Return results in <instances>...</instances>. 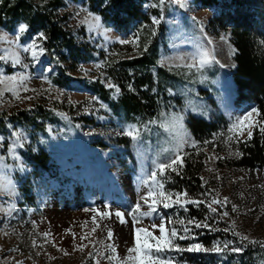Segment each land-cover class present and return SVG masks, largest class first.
<instances>
[{
    "label": "rangeland",
    "instance_id": "1",
    "mask_svg": "<svg viewBox=\"0 0 264 264\" xmlns=\"http://www.w3.org/2000/svg\"><path fill=\"white\" fill-rule=\"evenodd\" d=\"M172 2L167 14L151 16V19H159V23L153 25L155 32L161 24L165 25L156 65L130 69L128 79L120 80L117 73L122 61L140 55L139 38L121 36L92 14L88 5L65 0V6L58 9L57 14L66 17L72 34L91 49V60L79 68L73 70L63 64L68 75L75 79L67 89L48 81L55 70L47 63L44 53L32 61L30 53H23L17 47L36 37L28 38L27 30L19 33V26L25 24H18L12 31L0 27V35L15 41L0 43V55H6L9 61H0V72L5 75L25 73L31 77L27 81L30 90L20 89L22 99H16L10 92H5L0 99V137L3 138L0 157L6 166L0 172V188H8L9 180L14 186L12 193L0 191V209H3L0 211V264H97V260L100 264H110L107 256L111 253L103 251L104 245L109 243L116 246L118 257H125L128 247L134 244V230L127 212L128 224L121 225L113 217L101 221L93 234V240L100 242L96 248L103 252L102 256H96V249L91 245L82 252L76 250L74 243L78 245L80 235L93 227L94 214L85 209L107 211L105 206H110L111 210H127L140 202V196L147 191L142 180L149 176L157 162H168L176 154V132L161 127L162 122L170 125L174 115L184 118L186 135L180 149L182 157L195 155L204 159L202 177L210 191L203 200L215 196L220 200L227 197L229 201L224 207L213 205L218 213H229L228 217L221 219L219 215L220 220L212 221V227L220 231L207 229L197 235L194 232L197 229L189 225L190 238L176 240V243L181 248L200 243L211 249L217 243L223 247L227 242L229 247L221 253L171 251L165 256L173 264H240L244 249L252 247L258 251V256L249 263L247 258L243 264H264V247L248 241L242 243L232 231L224 230L234 221L236 232L248 236L249 240L264 242V168L250 172L223 166L240 158V145L251 140L264 124L260 115L254 116V121L261 123L252 128L251 139L245 131L244 136L228 141V128L251 109L258 110L255 103L236 102L232 80L234 47L230 34H218L210 27L215 15L211 9L197 5L194 0ZM85 17L93 24L97 21L92 17H98L99 28L89 31L88 25L81 23ZM17 36L19 41H16ZM121 40L129 43L121 44ZM115 44L122 47L111 50ZM201 52H207L210 57V62L203 66L199 64ZM17 53L29 64L27 69L11 66L10 61ZM119 80L125 92L120 90L117 94L115 88L120 89L116 84ZM108 82L115 87H107ZM95 89L99 90L97 94H94ZM130 98L138 102L136 110L127 106ZM21 112L26 114L23 120L17 118ZM192 114L205 116L212 122L214 132L208 139H195L189 132L187 125ZM131 129L138 131V139L133 140L126 134ZM13 132L22 134L23 146L10 154L9 148L15 140ZM163 177L158 176L162 183ZM164 188L168 191L165 183ZM233 205L237 207L236 212L231 211ZM161 218L168 229L182 226L167 221L188 220L183 208L165 209L160 205L153 218L145 219L138 226L149 227L154 222L159 223ZM107 228L113 231L111 240L107 239ZM150 230L154 235L159 234L158 229ZM46 232L51 234L48 240L57 247L45 241L43 233ZM217 232L223 237L215 239L210 247L199 239ZM72 233L76 234V241ZM237 247L241 248L240 252L232 251Z\"/></svg>",
    "mask_w": 264,
    "mask_h": 264
},
{
    "label": "trees",
    "instance_id": "2",
    "mask_svg": "<svg viewBox=\"0 0 264 264\" xmlns=\"http://www.w3.org/2000/svg\"><path fill=\"white\" fill-rule=\"evenodd\" d=\"M88 5L92 14L102 19L107 28L116 31L123 37L139 38L138 51L140 55L133 59L122 61L117 75L120 80L129 77V70H141L153 67L157 63L158 44L165 35V25L161 24L155 34H152L153 24L151 16H160L161 12L168 13V6L174 4L172 0H165L163 8L153 7L158 0H71ZM204 8L215 12L210 21V27L217 32H229L234 47V67L232 80L235 86V97L238 104L255 103L260 112V121L264 124V0H194ZM65 6V0H0V27L9 31L18 24L27 25V37L32 38L38 33L47 37L39 41L44 48L47 63L55 70V75L48 77V81L60 88H70L75 79L68 75L63 64L70 69H77L80 65L91 60L89 45L79 41L68 27L66 17L57 14L58 9ZM149 6V7H148ZM148 8L149 11L146 9ZM122 45L115 44L111 50L120 49ZM145 47L147 51H144ZM105 55L104 51L101 56ZM118 80V79H117ZM116 82L121 92H125L122 82ZM99 92L94 90V94ZM133 98L127 100V106L136 110ZM138 110V109H137ZM187 128L191 135L198 140H206L212 135L213 124L205 116L191 115ZM22 120L26 114L21 112ZM264 126V125H263ZM239 159L228 161L223 166L229 169L239 168L254 171L264 168V134L259 130L254 132L251 140L240 145ZM38 162H42L39 160ZM44 164V163H42ZM205 169L204 159L195 155L183 157V165L179 174L168 170L163 177L169 192H187L191 199L203 200L209 193L208 187L201 180ZM185 211L187 219L202 221L205 217L212 226V221L219 215H211L204 204L196 209L194 205H187ZM207 229H197L195 234H201ZM223 237L220 233L199 237L200 241L210 247L215 239ZM241 255L240 264L248 258L247 263L254 260L258 253L256 249L248 247Z\"/></svg>",
    "mask_w": 264,
    "mask_h": 264
},
{
    "label": "snow or ice",
    "instance_id": "3",
    "mask_svg": "<svg viewBox=\"0 0 264 264\" xmlns=\"http://www.w3.org/2000/svg\"><path fill=\"white\" fill-rule=\"evenodd\" d=\"M165 4V0H158V4L152 5L153 7H161L163 8ZM91 14L89 13V16ZM92 20L97 21V23L93 24L89 21L88 17H85L82 24H87L89 31L93 30V28H99L98 17H92ZM159 23V19L153 17L152 24L157 25ZM27 30V25H20L19 26V33H24ZM152 34H155V30L153 29ZM20 37H16V41H19ZM47 37L44 33H38L37 36L31 40L30 43L20 46L17 45L18 48L23 53H30L32 61H36L39 59L41 55L44 53V48L41 46L38 41H44ZM14 43L15 41H9L7 37L0 35V43ZM121 44L129 43V41L121 40L119 41ZM133 45L135 46V41H132ZM7 53V49L3 50ZM144 51H147L145 47ZM0 61H4L5 63H9L6 55H0ZM210 62V57L207 52L200 53L199 64L203 66L206 63ZM12 67L20 66L23 69H27L29 64L24 63L20 55L14 54L13 58L10 61ZM189 68H192L193 65H188ZM199 71V69H197ZM49 72L52 71L51 68L48 69ZM31 77L25 73H19L18 75H5L3 72H0V99L3 98L5 92H10L16 99H22L20 95V89L22 88L23 91L27 92L30 89L27 87V81H29ZM107 87L114 88L115 86L111 84V82L107 83ZM31 91H35L32 89ZM120 91L119 88H115V92L118 94ZM32 97H28L31 99ZM95 99V98H93ZM103 107V105H101ZM63 115V114H60ZM260 113L257 109L253 108L246 113L242 118L238 119L235 123L228 128V141L230 142L233 138H239L244 136L245 131L247 134V138L251 139L252 137V128L256 127L259 123L258 121H254V116H259ZM183 116L174 115L171 117V124L168 123H161V127L164 128L165 131H174L176 132V154L174 157L169 160L168 162H157L155 164L154 170H152L149 176L142 180V185L146 187L147 191L146 194H142L140 196V202H137L133 208L127 210H111L110 206H105L109 210L107 211H99L95 208L93 209H85V211H91L94 215L92 216V224L93 227L90 231L83 233L80 235L79 240L80 243L77 245L74 243V247L77 251H84L85 248H88L89 245L93 249H96L95 255L100 257L103 255V252L100 249L96 248L98 241L93 240V234L96 233L97 229L100 227V222L104 220H111L113 217L121 224L125 225L128 224L129 221L126 219V212L127 216H130L131 226L134 230V244L129 246L127 249V255L123 258L117 256V249L114 244H106L104 245L103 251L110 252L111 255L107 256L108 261L115 262V264H173L172 260L165 256L166 252L176 251V252H208L213 251L217 253H221L225 251L229 245L226 242L223 247H221L218 243L213 246V248L208 249L205 248L200 243H194L187 248H181L177 243L176 240H186L189 239L191 236L192 228L189 225H193L196 229L205 228L212 231H220V229L213 228L210 224L207 223L208 217H205L202 221H196L194 219H188L187 222L184 220H176V221H167L168 224H179L182 227L177 229L175 226L171 227L170 229L166 228L164 218H161L159 223H152L149 227L138 226L142 225L145 219L153 218L154 214L158 211V206L162 205L163 208L167 209L172 206H178L183 208L185 211H188L187 205L191 204L196 207H199L201 204H204L205 207L213 214L220 215L221 219L228 217L229 213L224 211L222 213L217 212V208L213 207V205H219L220 207H224L229 201L227 197H224L223 200H220L213 196L210 200H196L191 199L187 192H177L172 193L166 191L164 188V183H162L158 176H164L168 170L173 172H177L179 174V168L183 165V157L180 154V149L182 148L183 144L185 143L184 136L186 135V129L184 128L183 124ZM245 125L247 128L245 129ZM260 132L264 134V127L260 128ZM130 136L133 140L138 139L139 133L135 129H131L126 133ZM13 136L15 140L13 141L12 146L9 148V153H14L17 147H22L23 144L21 143L22 134L13 132ZM3 138L0 137V142H2ZM195 143L193 142V147H195ZM236 155H240V153H236ZM18 159V157H14ZM213 157H209L212 159ZM219 158V157H215ZM3 158L0 157V172H3L4 166L2 164ZM203 181V177H201ZM9 187L8 188H0V191H4L6 194L12 193L14 191V186L11 185V181H8ZM175 197V199H173ZM144 206H146V210H144ZM3 211V209H0ZM232 212L237 211V207L235 205L232 206ZM82 225L81 227H85ZM107 227V226H105ZM150 229H158V235H154L153 231ZM225 231H232L233 235L238 236L240 241L243 243L244 241H248L251 244H260L261 247H264V242L257 241V240H249V237L246 235H242L239 232L235 231V222L233 221L229 228L224 229ZM69 232L71 230H68ZM51 234L46 232L43 233V237L46 242L52 243L53 247H57L55 242L49 241L48 237ZM113 237V231L111 228H107V239L111 240ZM73 241H76L77 236L75 233H72ZM87 241V243H84ZM33 246H36V242L33 241ZM58 251H64L63 249L57 248ZM232 251L240 252L241 248H233ZM65 255H68V252L64 251ZM92 255V253H89ZM97 264H100L99 260H97Z\"/></svg>",
    "mask_w": 264,
    "mask_h": 264
}]
</instances>
